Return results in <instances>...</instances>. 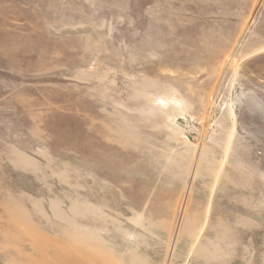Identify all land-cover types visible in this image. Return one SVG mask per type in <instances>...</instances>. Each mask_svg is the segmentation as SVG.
Segmentation results:
<instances>
[{"label":"rangeland","instance_id":"374dc122","mask_svg":"<svg viewBox=\"0 0 264 264\" xmlns=\"http://www.w3.org/2000/svg\"><path fill=\"white\" fill-rule=\"evenodd\" d=\"M0 264H264V0H0Z\"/></svg>","mask_w":264,"mask_h":264}]
</instances>
